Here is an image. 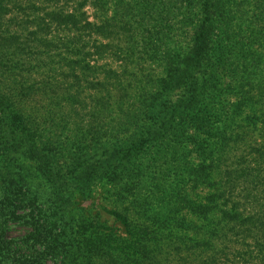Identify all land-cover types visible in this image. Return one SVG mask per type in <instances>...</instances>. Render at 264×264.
Returning <instances> with one entry per match:
<instances>
[{"label":"trees","instance_id":"obj_1","mask_svg":"<svg viewBox=\"0 0 264 264\" xmlns=\"http://www.w3.org/2000/svg\"><path fill=\"white\" fill-rule=\"evenodd\" d=\"M260 2L264 0L256 4ZM11 3L12 0H0V264H162L151 256L152 252L145 251L142 246L144 235L136 237L138 233H135L131 218L126 213L105 211V215L119 224L130 237L120 242L113 235V230L100 221L101 213L83 215L72 206L68 196L69 178L71 175L79 178L84 171L88 173L89 167L84 160L88 144L70 155L72 161L64 158L62 163L60 158L63 153L51 154L46 145L48 139L44 136L45 126L55 122L52 115L54 112L61 114L63 103L59 98L44 100V96L53 94L54 88L66 91L61 88L62 84L57 86L58 81L52 79L47 87L43 86L42 93L36 95L39 100L33 105L25 93V83L18 87L14 82L15 77L21 76L24 80L25 73L38 74L47 66L42 63L44 65H36L38 69L35 66L32 69L18 68L17 63L21 61H16V51L23 48L21 50L35 56L30 62L36 59L48 61V65L54 67L58 63L55 59L61 53L57 55L54 49L47 50L50 42L57 37L55 33L52 41H46L51 33L47 27L50 28L53 22L56 29L68 28L70 24L75 26V16L31 8L37 14H27L26 10L19 18L16 15L21 7L24 8L23 5H17L18 9L13 11ZM127 3L129 5L116 6L113 18L120 17L121 10L126 9L130 19H135L134 27L128 31V59L134 57L140 48V55L136 61L131 59L132 63L140 65L143 60L141 55H146L164 62L166 67L164 77L148 80V84L157 83L158 86L149 90L144 88L139 101H136V111L132 110L134 102L127 103V112L130 111L133 116L124 115L105 121L108 122L105 125L99 124L101 128L111 126L120 130L131 125V118L134 120V134L130 137L116 140L119 136L111 135L108 140H101V144L95 145V150H104L103 154L97 155L101 162V174L124 180L139 174L137 164L146 156L145 141H150L147 147L163 158L165 147L177 144V148L182 149L187 144L189 136L186 130L190 128H197L208 135L216 130L217 144L223 147V143L226 146L230 141L235 144L244 142L248 136L232 132L236 124L242 123H236L235 118L244 120L245 128L251 126L256 129L258 123L264 124L262 115H249L248 109L254 101L237 92L236 87L226 92L223 81V75L240 61V56H246L247 52L252 55L257 53L251 37L261 36L264 32L260 29L254 34L252 29V22L264 17L260 6L252 20L243 22L238 15L230 13L236 4H241L239 0H174L168 3L145 0L144 4L133 0ZM113 18L96 30L102 32L109 28L110 31L115 21ZM19 23L26 31L24 40H21L22 36L13 34L14 27ZM184 27H191V34L184 32ZM63 46L68 52L80 51L76 50L79 45L74 46L70 40L65 41ZM105 47L113 52V46ZM10 57L13 61H8ZM65 60L67 58L61 59ZM82 62L70 61V64ZM258 62L264 65L263 55ZM245 70L250 72L248 68ZM62 75L68 77V74ZM153 91L157 94L152 95ZM236 95L238 103L230 107L229 97ZM125 99L129 101L127 97ZM215 120L224 122L221 128L214 124ZM195 124L198 127H194ZM130 140L132 145H127ZM112 145L120 150L112 156H105ZM41 149L45 154L39 156L37 151L42 152ZM95 174L93 172L89 176ZM214 198L210 199L214 201ZM188 207L194 213H207L213 208L198 206L192 201H189ZM156 215L163 220L160 213ZM223 218L229 222L240 221L237 214L229 212L224 213ZM258 231L249 259L252 257L257 264H264V223Z\"/></svg>","mask_w":264,"mask_h":264},{"label":"rangeland","instance_id":"obj_2","mask_svg":"<svg viewBox=\"0 0 264 264\" xmlns=\"http://www.w3.org/2000/svg\"><path fill=\"white\" fill-rule=\"evenodd\" d=\"M46 1L24 0L22 3V0H12L10 8L14 11L18 9L17 5H23L24 8L21 7L16 15L19 18L26 10L27 14H37L31 8L44 9L47 13L60 11L75 16L77 23L75 26L70 24L68 28L63 26L56 29L53 22L54 25L47 27L51 33L46 41H52L57 34L47 50L54 49L57 55L61 53L55 59L58 63L54 67L49 66L48 61L36 59L30 62L35 56L21 50L23 48L18 49L15 58L21 61L17 63L18 68L32 69L35 66L38 69L37 64L47 66L40 69L38 74L25 73L24 80L21 76L15 77L14 82L18 87L25 83V93L33 105L39 100L36 95L41 94L43 86L47 87L52 79H56V85L62 84L61 88L66 90L63 92L54 88L53 94L47 93L44 96V100L59 98L63 102L61 114L52 112L55 122L47 123L44 136L48 139L46 145L51 154L63 153V159L60 158L62 163L64 158L70 160V155L88 144L87 158H84L89 167L88 173L84 171L79 178L74 175L69 178L68 196L72 206L83 215L101 213L100 221L113 230V235L120 242L130 237L119 224L105 215V211L126 213L131 218L135 233H138L136 237L144 235L142 246L145 251L152 252L150 255L162 264H257L249 257L254 250L258 229L264 223V124L258 123L256 129L251 126L245 128L244 120L235 118L236 123H242H238L239 126L236 124L232 132L246 133L248 136L244 142L235 144L230 141L226 146L223 143V147L217 144L216 130L208 135L197 128H190L186 130L189 136L187 144L182 149H178L177 144L165 147L166 155L163 158L147 147L150 141H145L146 156L137 164L139 174L125 180L101 174V162L97 155L103 154L104 150H95V145L101 144V140H108L111 135L119 136L116 140L130 137L134 134V120L131 118V125L120 130L111 126L101 128L99 124L105 125L108 123L105 121L122 118L124 115L133 116L130 111L127 112V103L134 102L132 110L136 111V101H139L144 88L149 90L158 86L157 83L148 84V80L164 77L166 64L146 55H141L143 60L139 62L140 65L132 63L131 59L136 61L140 55V48L134 57L128 59V31L134 27L135 19H130L126 9L121 10L120 17L114 19L113 16L116 6L129 5L127 2L133 0ZM136 1L144 4L145 0ZM156 1L168 3L174 0ZM239 1L241 4H236L230 13L238 15L243 22L254 18V13L259 11L258 6L261 7L260 13H264V2L256 4L259 0ZM111 18L115 21L110 31L109 28L102 32L96 30ZM22 27L23 24H17L13 34L22 36L21 40H24L26 31ZM191 29L183 28L189 34ZM252 29L254 34L264 30V17L253 21ZM251 38L257 53L252 55L247 52L246 56H240V61L235 62L228 74L223 75V81L226 92L236 87L237 92L254 101V105L248 109L249 115L257 113L264 119V65L258 62L260 55L264 58V32L261 36ZM64 39L72 41L74 46L79 45L76 50L80 51H66L63 43L67 40ZM105 46H113V52ZM237 53L240 55L238 48ZM62 58L67 60L61 61ZM9 59L13 61L11 57ZM70 61L83 62L70 64ZM62 73L68 74V77H63ZM47 89L43 91L47 92ZM155 94L157 92L153 91L152 95ZM126 97L129 100L127 102ZM229 98L230 107L238 103L237 95ZM119 102L124 104L119 105ZM106 107L107 110H103ZM215 123L221 128L224 122L215 120ZM194 127H198L197 124ZM57 137L60 138L56 140ZM127 145H132V140ZM119 150L112 145L105 156H112ZM37 153L41 156L45 151L39 150ZM93 172L97 174L89 176ZM210 198H214V201ZM189 201L198 203V206L213 208L207 213H194L188 207ZM226 212L237 214L240 221H227L223 218ZM156 213H160L163 220Z\"/></svg>","mask_w":264,"mask_h":264}]
</instances>
